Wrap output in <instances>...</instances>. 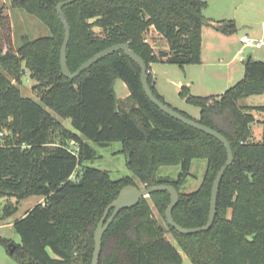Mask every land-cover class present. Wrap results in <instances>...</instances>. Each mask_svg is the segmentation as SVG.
I'll return each instance as SVG.
<instances>
[{
  "label": "trees",
  "instance_id": "16d2710c",
  "mask_svg": "<svg viewBox=\"0 0 264 264\" xmlns=\"http://www.w3.org/2000/svg\"><path fill=\"white\" fill-rule=\"evenodd\" d=\"M9 1L49 29V35L14 49L10 20L4 6L0 8V134L7 130L0 135V196L17 202L44 197L43 204L36 203L13 222L21 243L11 254L23 264H90L94 231L106 206L123 186L139 185L131 176L112 179L108 171L91 166L72 178L77 166L97 157L88 141L121 142L126 167L140 184L177 189L174 220L185 228L203 226L214 178L227 158L224 145L155 106L142 88L139 65L122 50L96 61L73 80L66 78L60 67L64 27L56 11L62 0ZM206 6L205 0H76L63 6L70 26L68 68L74 72L95 53L121 42L129 44L147 69L159 61L200 63L203 25L227 35L237 28L234 20L205 18ZM151 28L167 41V51L155 53L146 41ZM25 72L34 80L32 89L42 104L22 96L18 85ZM147 77L154 95L168 104L150 72ZM116 78L129 89L127 101L119 105ZM262 93L264 61L251 58L244 62L242 79L220 95H192L182 87L179 95L199 108V117L173 108L223 134L233 151V162L220 182L214 222L206 231L179 233L165 221L169 193L154 191L119 211L103 234L98 264H182L178 249L192 264H264V140H251V111H264V105L239 104ZM53 113L72 123L55 145L51 135L58 121ZM194 159L206 160L203 178L196 190L183 193ZM172 165L180 166L176 178H162L159 168ZM16 210V204L6 203L2 218Z\"/></svg>",
  "mask_w": 264,
  "mask_h": 264
},
{
  "label": "rangeland",
  "instance_id": "374dc122",
  "mask_svg": "<svg viewBox=\"0 0 264 264\" xmlns=\"http://www.w3.org/2000/svg\"><path fill=\"white\" fill-rule=\"evenodd\" d=\"M3 6L6 9L5 12L10 20L11 40L14 49L18 48L27 40L49 35L48 27L36 16L28 14L22 9L12 8L9 0H0V8ZM212 12L216 15H224L223 18L225 19H234L236 21L237 28L233 33H231L232 37H230L229 42L226 45L230 55L235 54L237 49L241 46L237 39L244 33H247L249 36L256 39L264 40V31L261 30V24L264 23V0H211L209 6L204 8L203 13L205 16H208ZM145 38L146 41L153 47L155 53L168 50L167 41L153 28L146 33ZM248 53H252L253 58L261 57L257 55L264 54V45L258 48H245L243 55H241L235 63L238 68L241 69L243 67L242 60ZM151 65H153L154 69H157L160 85H162V87L169 92L167 94V103H169L172 107L185 112L188 116L198 119L199 108L189 103H183L178 95L172 92L170 80H166L167 78L171 80L180 79L184 75L182 67L176 64L161 61L152 63ZM33 85L34 80L30 78L28 72H25L18 85L22 96L29 97L37 101L39 104H42L39 97L32 89ZM196 86L203 87V84L199 85L196 83ZM211 89L212 92L215 91L213 87H211ZM114 91L118 105L123 101H127L126 99L129 95V89L125 82L120 78H116L114 80ZM206 94H210V92L200 93V95ZM239 104H264V94L250 95L247 98H242L239 100ZM128 105L129 102H126L124 104V109L127 108ZM252 113L258 115L259 117L264 116V112H262L261 115L257 110H255V112L252 110ZM53 115L56 116V120L58 121V126L55 127L54 132L51 135V139L53 141L52 144L55 145L64 139L62 135L63 128L72 129V123L69 118H61L55 113H53ZM251 124V130L255 133V138L253 139H256V141H263V124H257L256 121ZM1 132L3 135L7 133V130L3 129ZM88 143L94 148L97 157L94 160L84 161L82 164L77 166V169L71 176L72 178H75L76 173L83 167L91 166L108 171L112 179L131 176L137 181L140 188L146 187L143 184H140L138 179L135 178L132 172L126 167L125 157L121 151V142L112 141L106 145H100L94 141H88ZM68 147L75 150L73 142H69ZM205 168V159H194L192 161L190 167L191 176H189L181 186V191L183 193L192 192L198 188L202 181ZM179 171V165L161 166L159 168V175L162 178L175 179ZM6 203H11L13 205L16 204L17 210L11 216L2 218L3 208ZM36 203L43 204L44 197L32 195L17 202L13 197L7 198L0 196V264H23L18 261L15 254H11L9 252V243H13L14 245L21 243L20 235L16 232L10 222H14L16 219L22 217V215H24L26 211H28ZM155 214L159 216L157 212ZM166 237L173 240V244L177 247L174 238L172 239L171 233L167 232ZM178 251L183 259L182 264H192L186 254H184L180 249H178Z\"/></svg>",
  "mask_w": 264,
  "mask_h": 264
},
{
  "label": "water",
  "instance_id": "95a60500",
  "mask_svg": "<svg viewBox=\"0 0 264 264\" xmlns=\"http://www.w3.org/2000/svg\"><path fill=\"white\" fill-rule=\"evenodd\" d=\"M74 1L76 0H62L56 4V11L64 27V38L60 49V67H61V73L66 78H68L69 80H73L74 78L78 77L81 72L89 68L96 61L100 60L101 58L115 51L122 50L125 55H127L130 59H132L134 62H136L139 65L140 81L142 84V88L146 96L155 106H157L161 111H163L167 115L179 120L180 122L188 126H191L195 129H198L210 136L215 137L224 145L227 153L226 161L217 172L212 184L208 220L203 226L185 228L179 225L174 220L172 216V210L179 201V193L173 185L157 184L142 188L135 185H125L119 190L117 196L106 206L95 228L94 237H93L94 248H93L90 264H98L99 255L101 252L103 234L110 225V223L114 220L116 215L119 213V211L125 208H131L135 206L140 201L141 198L149 196L154 191H167L170 195V203L165 210V221L167 225L172 226L176 231H178L181 234H192V233L208 230L212 226L216 216L217 196L220 187V182L222 180L225 170L233 162V158H234L229 140L217 130L181 114L179 111L175 110L170 105L159 100L152 92L150 85L148 83L147 66L144 60L133 49L130 48L128 43H123V42L116 43L104 48L103 50L95 53L86 61H84L74 72H71L67 65V45L70 37V26L63 12V6L71 4ZM249 58H250L249 55L246 56L245 62H247ZM110 210L111 213L110 215H108ZM14 247L15 245L13 243L8 244L10 253L13 251Z\"/></svg>",
  "mask_w": 264,
  "mask_h": 264
},
{
  "label": "crops",
  "instance_id": "0c3cea01",
  "mask_svg": "<svg viewBox=\"0 0 264 264\" xmlns=\"http://www.w3.org/2000/svg\"><path fill=\"white\" fill-rule=\"evenodd\" d=\"M205 1L207 2V6H209L211 0H205ZM223 16L224 15H216L213 12L210 13L208 16L204 15L205 18L212 19V20H234V19H225L223 18ZM244 34H247V33H244ZM201 36H202L201 62L197 64H187V65L181 66L184 71V75L180 79H176V80H171L169 78L166 79V80H170L171 85H172V88H171L172 92H174V94H177L183 103H187V102L185 101V99H183L179 95L182 87L185 86L188 89L189 93L192 95H199V96L220 95L228 87L232 86L237 81L242 79L244 75V62H245L246 56L249 55L250 58L253 60L264 61V54L257 55L261 57L253 58L252 53H248L242 60L243 67L240 69L235 65V63L237 62L238 58L241 55H243L244 52L242 54H238V49H239L238 48L235 54L230 55L227 49V46H226L227 43L229 42L230 37H232V34H228V35L223 34L220 31L216 30L212 25L205 24L202 26ZM241 36L237 39L240 44H241L240 42ZM161 62H165V61H161ZM149 70L152 75L153 85L156 91L162 96L165 102H167L166 101L167 94L169 92L166 91L165 88L162 87V85H160V81L158 79L159 76L157 75V69H154L153 65H150ZM196 83H198L199 85L203 84V87L202 86L197 87ZM211 87H213L215 91L212 92ZM203 92H210V94L200 95V93H203ZM245 105L259 106V105H264V104H257V105L245 104ZM253 111L255 112V110ZM262 112L264 111H258V113L261 115H262ZM253 115L255 117L256 123L263 124V127H264V116L259 117L256 114H253ZM252 135L253 136L251 137V140H254L253 138H255V133L253 131H252ZM254 141H256V139ZM153 211L154 213H156L155 209H153ZM10 224L12 225L13 222L11 221ZM169 240L173 243V240L171 239ZM182 262H183V259H182Z\"/></svg>",
  "mask_w": 264,
  "mask_h": 264
},
{
  "label": "built area",
  "instance_id": "2783aa9c",
  "mask_svg": "<svg viewBox=\"0 0 264 264\" xmlns=\"http://www.w3.org/2000/svg\"><path fill=\"white\" fill-rule=\"evenodd\" d=\"M262 30H264V23L261 24ZM241 46L238 49V54H242L244 52V49L247 47H261L264 45V40L262 39H256L253 38L247 34H244L240 38ZM147 72H150L149 69H147Z\"/></svg>",
  "mask_w": 264,
  "mask_h": 264
}]
</instances>
